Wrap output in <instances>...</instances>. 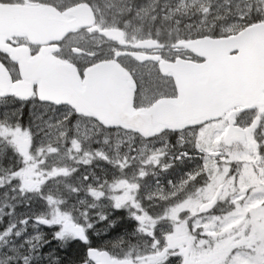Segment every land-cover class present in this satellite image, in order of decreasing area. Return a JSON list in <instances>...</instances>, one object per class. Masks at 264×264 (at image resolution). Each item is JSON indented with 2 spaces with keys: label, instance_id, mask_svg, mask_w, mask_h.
<instances>
[{
  "label": "snow or ice",
  "instance_id": "6c2138e0",
  "mask_svg": "<svg viewBox=\"0 0 264 264\" xmlns=\"http://www.w3.org/2000/svg\"><path fill=\"white\" fill-rule=\"evenodd\" d=\"M0 264H264V0H0Z\"/></svg>",
  "mask_w": 264,
  "mask_h": 264
}]
</instances>
